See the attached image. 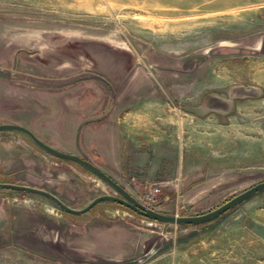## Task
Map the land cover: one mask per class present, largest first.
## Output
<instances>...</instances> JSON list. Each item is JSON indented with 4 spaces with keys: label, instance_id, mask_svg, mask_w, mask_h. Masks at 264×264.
<instances>
[{
    "label": "rangeland",
    "instance_id": "1",
    "mask_svg": "<svg viewBox=\"0 0 264 264\" xmlns=\"http://www.w3.org/2000/svg\"><path fill=\"white\" fill-rule=\"evenodd\" d=\"M0 123L144 205L157 185L150 208L209 210L264 178V0H0ZM0 181L75 208L118 195L15 131ZM0 264H264V187L197 224L0 188Z\"/></svg>",
    "mask_w": 264,
    "mask_h": 264
},
{
    "label": "water",
    "instance_id": "2",
    "mask_svg": "<svg viewBox=\"0 0 264 264\" xmlns=\"http://www.w3.org/2000/svg\"><path fill=\"white\" fill-rule=\"evenodd\" d=\"M0 131H15L20 132L26 135L35 145H37L40 149H42L47 154L68 160L78 164L79 166L83 167L89 172L94 173L108 185H110L117 193L116 194H109V193H102L92 197L84 206L75 208L67 205L62 200H60L55 194L52 192L43 189L41 187H36L32 185H26L21 183H15L10 181H0V188H9L14 190H20L25 192H33L37 194H41L50 200H52L58 207L62 210L70 212V213H81L88 208H90L93 204L101 200H113L116 201L129 209L133 210L134 212L138 213L141 216H144L149 219L166 222V223H174V224H197L207 220H210L226 209L238 204L239 202L245 200L247 197L252 195L257 190L264 187V178L259 181L254 182L253 184L247 186L246 188L240 190L239 192L233 194L220 204L216 205L215 207L206 210L201 213L197 214H188V215H178V214H169L164 213L153 208H150L136 198H134L124 187H122L118 182L113 180L109 175L105 172L101 171L97 166L92 164L91 162L81 158L77 154L65 153L61 152L48 144L42 142L38 139L29 129L24 126L15 123H0Z\"/></svg>",
    "mask_w": 264,
    "mask_h": 264
},
{
    "label": "built area",
    "instance_id": "3",
    "mask_svg": "<svg viewBox=\"0 0 264 264\" xmlns=\"http://www.w3.org/2000/svg\"><path fill=\"white\" fill-rule=\"evenodd\" d=\"M159 193V187L154 184H148L145 186L144 192H143V201L146 205H148L150 202H154L156 200V197Z\"/></svg>",
    "mask_w": 264,
    "mask_h": 264
},
{
    "label": "crops",
    "instance_id": "4",
    "mask_svg": "<svg viewBox=\"0 0 264 264\" xmlns=\"http://www.w3.org/2000/svg\"><path fill=\"white\" fill-rule=\"evenodd\" d=\"M28 127V126H27ZM29 130L30 131H32L33 133H34V130L33 129H31V128H29ZM88 130V129H87ZM100 130V129H99ZM105 133L106 134H108V137H109V135H110V133H111V129H108V131H105ZM38 137V139H39V137H40V139H44L42 136H37ZM94 140V139H93ZM96 140H98V139H96ZM96 140H95V142H96ZM109 140H111V138H109ZM45 141V140H44ZM48 143V142H47ZM52 143V142H51ZM49 146L51 145V147H53L52 145H56V142L55 143H52V144H48ZM112 145H113V142H112ZM75 154V153H74ZM6 189H9V188H6Z\"/></svg>",
    "mask_w": 264,
    "mask_h": 264
}]
</instances>
